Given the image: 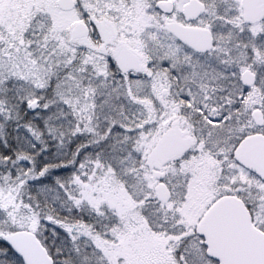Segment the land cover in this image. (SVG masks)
<instances>
[{
	"label": "snow or ice",
	"instance_id": "snow-or-ice-1",
	"mask_svg": "<svg viewBox=\"0 0 264 264\" xmlns=\"http://www.w3.org/2000/svg\"><path fill=\"white\" fill-rule=\"evenodd\" d=\"M0 264H264V0H0Z\"/></svg>",
	"mask_w": 264,
	"mask_h": 264
}]
</instances>
